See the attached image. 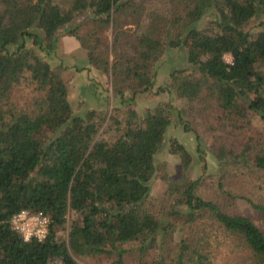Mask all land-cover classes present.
<instances>
[{
  "label": "trees",
  "instance_id": "1",
  "mask_svg": "<svg viewBox=\"0 0 264 264\" xmlns=\"http://www.w3.org/2000/svg\"><path fill=\"white\" fill-rule=\"evenodd\" d=\"M181 1V18L171 12L167 22L150 14L137 21L140 31L129 55L118 44L117 28L141 19L136 0H67L63 7L57 0H0V264H75L73 257L106 258L109 264H213L218 235L232 234L242 239L253 264H264V235L244 210L232 209L240 203L264 215V201L238 186L247 177L264 185V141L236 133L251 114L264 120V73L255 68L264 66V19L257 31L244 29L264 16V0ZM81 13L91 14L87 19L100 30L116 29L114 61L88 51L76 70L85 65L86 71L110 75L114 87L148 91L152 64L164 48L186 47L187 66L170 70L169 81L154 91L172 93L180 107L159 102L143 117L130 107L73 114L64 66H52L45 56L55 46V31ZM206 13L209 26L197 28ZM26 78L33 95L26 108H16L11 91ZM115 89L122 101L121 88ZM174 112L182 130L194 134L197 152L202 138L183 113L191 119L213 115L209 128L216 134L206 145L217 166L210 176L212 196L198 192L204 181L188 175L189 155L176 139H168V151L180 158L179 176L169 178L155 164ZM100 130L114 138L99 137ZM156 171L170 198L160 218L146 204ZM234 176L235 182H227ZM22 209L48 216L41 240H25L12 229L9 220ZM68 212L76 217L68 221Z\"/></svg>",
  "mask_w": 264,
  "mask_h": 264
},
{
  "label": "rangeland",
  "instance_id": "2",
  "mask_svg": "<svg viewBox=\"0 0 264 264\" xmlns=\"http://www.w3.org/2000/svg\"><path fill=\"white\" fill-rule=\"evenodd\" d=\"M61 7L64 6L67 0H57ZM143 10L141 19L134 18L130 24L122 25L117 28L119 32L118 44L121 49L127 50L126 54L132 55L130 44L133 43L135 36L139 33L137 21H142L145 14L155 15L163 18L167 22V16L171 12H175L177 17H182L184 3L181 0H136ZM91 16L89 13H81L72 18V20L55 31V46L49 55H46L47 61L54 66L60 64L64 66L63 78L67 80L68 92L67 97L71 107V111L75 115H82L85 111L95 108L97 111L105 110L109 113L118 107L123 111L130 107L134 109L139 117H143L148 109H152L157 103L168 101L177 109L180 107V100L174 97L172 93L160 92L155 93L156 87L164 86L169 78L167 77L170 70L185 68L187 62L184 60V54L187 51L186 47L168 48L165 47L161 55L152 64L154 76L152 78V86L148 91L138 92L133 91L131 87H124L123 85H116L114 87L113 77L100 73L95 69L87 70V67L82 70H76L77 67L83 66L87 52L91 51L94 54H106L109 63L114 61V53L112 49V39L116 29L108 26L101 28L98 22H92L87 19ZM117 21H122V17H117ZM211 15L205 14L198 22L197 28H205L209 26ZM264 19V16L250 20L244 26V29L249 32L257 31L260 26L257 23ZM164 23V21H162ZM168 24V23H167ZM184 24H181L180 29ZM168 35L171 33V25H166L164 29ZM70 31L74 33L69 34ZM77 38V39H76ZM82 45H80V40ZM226 62H229L230 56L224 55ZM255 68L264 73V66L256 64ZM93 81V82H91ZM120 87L122 92V101L115 96V88ZM33 95L32 84L26 78L19 85L15 86L11 91L10 102L16 108H26ZM122 114L118 113V116ZM183 118L189 121V126L202 138L203 146L200 147L199 153L195 150L196 141L194 134L191 131L184 132L181 124L178 122L175 112L171 115V122L167 128L163 141L155 154V164L159 166L169 178H177L180 174V158L177 154H172L168 151V139L174 138L186 149L189 155L188 175L191 178L201 177L203 185L199 189V193L203 197L212 196L214 182L210 180L211 174L217 173V166L214 158L208 152L206 145L214 139L216 134L209 128L214 125L213 115L206 113L204 117H195L191 119L189 116ZM106 123V122H105ZM240 136L248 135L253 138H258L264 141V120H261L258 115L251 114L248 119V125L241 131ZM243 134V135H242ZM99 137L105 139H112V133L103 132L100 130ZM199 154L203 159L200 160ZM159 171H156L149 182V193L146 199V204L151 210L160 218L161 214L168 207L170 198L165 195L166 183L159 178ZM236 176L231 177L227 182H235ZM256 179L247 177L238 179V186L242 192L247 193L254 200L264 201V185H257ZM247 208V207H246ZM242 207L240 203L232 205L234 210L242 211L247 215L252 222L258 227L264 235V215L260 212ZM73 212H68L67 218H75ZM163 221V219H162ZM179 238L178 234L174 235V240ZM217 247L211 248V254L214 256L213 264H253V256L249 249L244 245L242 239L237 235H218ZM75 264H109L110 260L103 258H76L73 257ZM57 264H62L57 262Z\"/></svg>",
  "mask_w": 264,
  "mask_h": 264
},
{
  "label": "built area",
  "instance_id": "3",
  "mask_svg": "<svg viewBox=\"0 0 264 264\" xmlns=\"http://www.w3.org/2000/svg\"><path fill=\"white\" fill-rule=\"evenodd\" d=\"M9 222L12 229L16 230L23 239L32 237L41 240L47 232L49 219L41 211L30 212L22 209L13 214Z\"/></svg>",
  "mask_w": 264,
  "mask_h": 264
}]
</instances>
